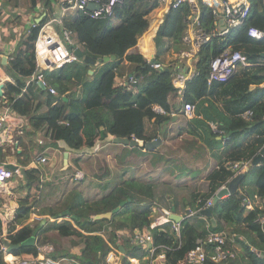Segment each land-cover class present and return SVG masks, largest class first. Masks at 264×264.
Masks as SVG:
<instances>
[{
	"label": "trees",
	"instance_id": "trees-1",
	"mask_svg": "<svg viewBox=\"0 0 264 264\" xmlns=\"http://www.w3.org/2000/svg\"><path fill=\"white\" fill-rule=\"evenodd\" d=\"M24 2L31 7L38 3L43 7H50L52 4L50 0ZM19 3V0H0V13L8 5L10 8H19ZM251 4L250 15L242 26L230 29L226 35H212L200 45L194 60L198 73L186 82L183 99L173 105L168 102L169 95L176 91L173 75L177 70H182L183 65L177 62L154 69L150 63L158 60V56L147 58L137 48L138 38L149 26L153 14L161 8L158 2L123 0L115 5L111 17L91 18L80 11L64 20L73 36L75 35L82 43L84 54L95 61L104 56H114L113 59L100 62L102 65L97 73L90 72L92 63L78 61L66 62L56 69H39L34 56V40L44 21L42 20L22 36L11 60V71L16 76L17 84L7 83L9 110L21 116L32 115L34 106L31 99L37 94L33 91L31 96L26 93L24 96L16 97L15 94L19 92L18 84H25L24 77H30L32 74L34 78L29 83L34 84L42 93L45 92L37 83V74L42 73L46 88L53 87L56 93L55 96L50 94L48 97L50 106L40 116L42 121L36 127L47 126L52 144H59L72 154L92 152L98 143L109 140L113 135L129 139L135 137L139 140L140 143L132 145V149L139 154L153 155L152 165L167 162L168 160L155 151L156 149L146 150L145 142L159 135V125L170 119L171 111L182 112L184 102L196 104L197 116L189 122L200 127L212 141L229 140L239 131L257 132L261 136L259 139L261 146L264 143V40L251 38L248 35V28L257 27L264 30V0H251ZM199 6L202 28L206 33H210L216 24L213 14L205 4L200 3ZM189 11L188 5L181 4L178 8H169L164 12L162 23L157 27L153 37L156 47H162L165 40L173 43L175 51L184 46L182 41L184 19ZM16 13L18 16L21 15V11ZM228 45L241 50L247 60L255 65L238 68L226 81L215 80L208 84L209 60ZM146 47H153V43L148 39ZM129 74L137 79L136 83L115 84L117 75L127 79ZM251 84H254L252 89ZM29 88L31 89V86ZM11 93L14 95H10ZM218 96L225 97L221 102L222 107L217 105ZM154 104L162 106L166 113L155 112L152 108ZM246 110L252 112L251 119L242 116ZM210 122L217 123L222 132L214 133ZM189 131L194 132L191 128ZM216 136L220 138L217 139ZM2 162L0 146V163ZM37 171L34 168L26 171L27 180L22 188H27L28 192L24 198L19 199L16 215L9 224V239L12 243L24 241L36 227V224L31 226L24 223V220L28 217L31 204L39 192L37 183L40 178ZM170 173L174 174V171ZM234 173V169L220 166L209 178V191L200 194L197 202L196 198L189 202L191 206L189 208H201L206 199ZM256 178L260 185L264 184V164L257 171ZM159 187L135 179H122L104 197L93 202L77 201V194L72 200L73 205H65L70 209L73 221L48 220L37 232L33 244L23 245L13 253L35 255L38 245L52 243L54 257L72 258L71 264H86L88 260L100 264L111 249V245L99 230L106 226L107 235L108 229L116 232L123 228L133 230L149 226L148 215L151 205L157 201ZM244 202L245 200L236 194L226 195L213 202V210L207 217L198 214L186 217L180 223V238L176 237L170 222L161 225L165 231L155 227L153 229L155 244H165L172 248L166 252L165 264H185L187 252L208 233L209 229L213 231L221 229L220 220L232 221L243 218L241 213ZM57 213L52 211L50 216L57 217ZM260 215H264V209L255 208L243 219L263 236L260 221L257 220ZM17 224L21 226L17 228ZM49 232L56 233V236ZM121 240L126 251L118 264H128V257L140 258L146 253L144 249L131 244L127 239ZM230 244L231 242L227 241V246H231ZM73 247H78L79 253H74ZM246 252L252 264H264V257L248 249ZM0 264H3L1 251ZM205 264H237V259L229 258L219 263L207 260Z\"/></svg>",
	"mask_w": 264,
	"mask_h": 264
},
{
	"label": "crops",
	"instance_id": "crops-1",
	"mask_svg": "<svg viewBox=\"0 0 264 264\" xmlns=\"http://www.w3.org/2000/svg\"><path fill=\"white\" fill-rule=\"evenodd\" d=\"M35 7L28 6L26 10H23L22 5H19V8H10V5H8L0 13V115L4 113L8 114L4 131L0 135L3 159V162L0 163V198L2 199V203L0 204V231L3 237L5 236V239H9V224L16 215L15 211L18 206V201L27 195V188H22V186L27 180L26 171L30 168L38 170L37 172L40 178L37 183L39 192L31 204L28 217L24 220V223H28L31 226L35 224L37 226L42 219L46 221L41 227L48 220L60 222L68 219L73 221V218L70 216V209L65 205L71 206L75 195L78 194L77 201L82 200L86 203L93 202L104 197L122 179H135L159 185L157 201L152 205L158 204L171 211L174 208L176 213L183 215L188 212V209H191L189 208L191 207L189 202L194 198H196L195 202H197L201 197L199 196L200 194L209 191L208 183L212 173L216 172L220 166L234 169L235 173H237L238 169L234 168V164L241 161H246V166L239 171L244 173L239 184L240 191L232 193L245 200L241 216L243 218L246 217L255 208L264 209V184L260 185L256 178L257 171L264 164V158L255 164L248 165L260 149L264 147V143L259 146L261 136L257 132L244 133V131H239L229 140L220 139V141L214 142L207 138L200 127L191 125L182 112L173 110L171 111L170 119L159 125L158 136L161 137L162 142L153 148L168 161H162L161 164L154 166L151 164L153 155L139 154L136 150L132 149V145L114 141L113 137L116 136L113 135L109 140L98 143L94 151H86L79 154H72L71 151L65 150L61 145L52 144L48 127L40 125L37 128L36 125L42 121L40 116L50 106L48 97L51 95L55 96V93L52 94L45 85H40L38 83L40 80H37V83L40 89H45L43 93L41 90L36 89L34 84H30L29 81L34 78V74L30 77H24L25 84H18L19 92L15 94L16 97L24 96L26 93L31 96V91L37 94L36 97L32 96L31 99L34 106L32 112L33 118L32 115L21 116L11 112L7 100V83L17 84L16 76L11 71V60L18 49L19 40L27 32V25L34 14ZM53 7L56 11L59 10L58 6L53 5ZM159 10L153 14L148 27H151L153 24L155 25L151 35L148 34L146 38L150 43H153V47H143L138 42L144 34L142 32L137 41V48L147 58L157 55L158 60L156 61H162L164 65L176 64L178 62L177 64L180 63L179 65H183L182 70L185 71L187 65L185 62H180L176 59L175 55L181 50H187L190 43L182 39L184 46L178 51L174 50L173 43L170 40H165L162 47L155 46L156 43L153 37L157 27L162 23L163 14L166 11L164 10L160 13ZM18 11H21V15L19 16L16 13ZM222 24L223 21L218 20L213 29L217 26L222 27ZM193 30L198 34L206 33L202 28L201 20L200 26H195L191 30L185 22L183 38L187 34L192 35ZM77 48L83 51L82 43L81 45L72 47L74 50ZM170 51L171 54L169 53ZM77 61L80 63L87 62L83 56H79V60ZM249 63L250 66L255 65L254 63ZM101 65L100 62L95 61L90 65V72L97 73ZM240 67L244 68L242 65L238 68ZM115 84L126 85L125 78L117 75L115 77ZM29 86H31V89ZM253 87L254 84H251L250 89ZM10 95L14 94L11 93ZM178 95L177 91L169 95L168 102L170 105L182 100ZM224 99V96H218L216 99L217 105L222 107L221 102ZM188 128L193 129L194 132L191 133ZM216 137L217 139L220 138L219 136ZM138 143H140L139 140ZM65 152L68 153L67 156H65ZM40 156H45L47 162H37ZM20 169L25 172L26 178H23ZM172 170L174 174L170 173ZM76 172H80L81 176L75 177ZM224 196L226 195L222 197ZM211 206L210 213L213 210V203ZM52 211H57L58 216L52 218L50 216ZM196 214L201 217H207L209 215L207 213H201V211ZM262 217L264 215H260L257 220L260 221L261 229L263 230L264 222H261ZM243 218L232 221L222 219L220 220L221 229L216 231H225L228 234L229 240L227 241L231 242V246L228 245V247L233 249L235 253L233 258L237 259V264H252L246 250L248 249L252 253L264 257V234L260 236L251 227L249 222ZM212 224L214 223L212 222ZM20 226L17 224V228ZM105 228L106 226L99 230V232L111 245L110 250H114L113 248L116 245L119 255L116 253L115 255L120 259L126 251L121 238L124 240L127 239L133 244L130 241L129 234L135 229L123 228L116 232L108 229L109 232L106 235ZM159 228L165 231L163 226ZM150 231L152 233L153 229ZM209 231L213 230L209 229ZM49 234L56 236L54 232H49ZM119 245L124 247L123 253L120 251ZM72 251L79 253L78 247H73ZM23 255L30 256L32 254ZM45 255L54 257L52 252H47ZM159 255L160 249H156L152 254L147 252L138 259L143 264H148L149 262L152 264H165L166 254L164 259ZM72 261V258L66 257L63 264H71Z\"/></svg>",
	"mask_w": 264,
	"mask_h": 264
},
{
	"label": "built area",
	"instance_id": "built-area-1",
	"mask_svg": "<svg viewBox=\"0 0 264 264\" xmlns=\"http://www.w3.org/2000/svg\"><path fill=\"white\" fill-rule=\"evenodd\" d=\"M52 6L43 7L41 4L34 8V14L28 23L27 31L36 27L46 17V20L40 25L36 38L34 40V55L36 65L39 69H56L62 64L71 61L79 60V56L75 53L72 47L81 45V42L73 36V32L64 23V20L75 15L78 12H82L91 18H106L113 16L114 7L116 4L121 3L123 0H50ZM161 4L162 13L169 8H178L181 4H186L190 7V11L185 17V22L190 30L195 26H200V10L199 4L203 3L210 8L215 23L218 20H222V27H215L212 32L207 33H195L194 30L191 34L184 36L183 41L190 43L187 50H181L175 55L176 59L180 62H185L187 69L177 70L173 75V85L176 88L178 97L183 99L184 89L186 82L192 77L197 75L198 69L194 63L195 56L199 49L201 42L208 40L212 35H226L228 31L234 27H239L244 24L251 12V0H154ZM96 5V8H89V5ZM54 6H58L59 10L56 11ZM75 13V14H74ZM62 31V35L60 33ZM248 35L258 41L264 40V30L257 27H249ZM151 67L156 69L164 65L162 61H154L150 63ZM242 65L244 67L249 66L245 54L239 49H234L231 46H226L219 53L215 54L209 60V77L208 84L211 82L226 81L228 80L237 68ZM42 73L37 74V79L42 81ZM137 79L131 74L125 78V84L136 83ZM51 93H56L55 88L50 87ZM153 110L157 113H166L165 109L159 104L152 106ZM182 113L187 120L193 119L197 116L196 104L192 102H184ZM245 119H251L252 112L246 110L242 113ZM7 113L0 115V135L4 131V125ZM210 127L214 133L222 132L215 123L210 122ZM135 138V137H134ZM136 139V138H135ZM39 163H46L47 158L40 156L37 159ZM246 166V161L236 162L234 168L238 169V172ZM75 177L81 176L80 172H76ZM225 184V183H224ZM222 184L221 186H223ZM220 186V187H221ZM219 187V188H220ZM218 188V189H219ZM217 189V190H218ZM215 191V193L217 192ZM215 193L206 199L204 205L198 209H188V212L183 214V220L186 217L199 213L202 209L211 206L213 203V196ZM155 205L158 206L157 213L152 219L150 216L154 211ZM148 219L150 220L149 226H144L142 229H135L129 234L130 241L133 244L138 245L141 249L151 253L160 249V257L165 258L167 251L172 250L171 247L165 244H155L153 232L150 230L155 227H161L165 222H170L174 229L177 238H180L179 230L180 223L171 219V210L162 207L161 205H151ZM163 218V219H161ZM261 222H264V217L261 218ZM264 232V229H263ZM7 240H9L7 238ZM227 240L229 236L225 231H209L203 238L199 239L197 244L191 248L185 257V264H205L207 260H211L215 263L233 258L235 253L233 249L227 246ZM0 244L1 252L3 255V264H63L65 258L52 257L45 255L47 252H53L54 247L50 243L42 244L37 247V253L35 255L26 256L23 254H14L9 251L5 242V236L3 237L0 231ZM114 250L108 251L104 260L100 264H117L119 255L116 245ZM8 253L10 256H8ZM128 264H143L137 257H128ZM148 264H152L149 262Z\"/></svg>",
	"mask_w": 264,
	"mask_h": 264
},
{
	"label": "water",
	"instance_id": "water-1",
	"mask_svg": "<svg viewBox=\"0 0 264 264\" xmlns=\"http://www.w3.org/2000/svg\"><path fill=\"white\" fill-rule=\"evenodd\" d=\"M96 7H97L96 5H92V4L89 5V8H96ZM75 53L78 56H80V57L83 56L85 61H87V62H90V63H94L95 62V59H93L90 56L84 54V52L81 49H79V48L75 49ZM113 58H114L113 55L104 56V57L99 58L97 61L98 62L108 61L109 59H113ZM38 83L40 85L43 84L42 81H39ZM113 140L116 141V142H122V143L129 144V145H137L138 144V140L135 139L134 137L129 139V138H126V137H118V136H116V137H113ZM161 142H162L161 137L157 136L156 138H153V139L148 140V141L145 142V149L146 150H151L154 147L158 146ZM67 154L68 153L65 152V156H67ZM263 154H264V147H262L260 149V151L257 153V155H255L253 157L252 161H250L248 163V165L250 166L251 164L257 163L259 160H262L264 158ZM20 171L23 174V178H26L25 172L22 169H20ZM243 175H244L243 172H237L230 179H228L227 182L223 186H221L217 190L215 195L213 196V202L217 201L223 195H228V194H232L234 192H239L240 191L239 184H240V181H241ZM211 208H212V206H209V207L205 208L204 210H201V213L209 214ZM171 212H172L171 215H170L171 219H173L176 222L183 221L182 215H179L178 213H176L174 208H172ZM45 221H46L45 219H42V221L34 228V230L32 231V234L28 238H26L24 241H22L20 243H12L10 240L5 239V242L7 244V247L9 249V251L13 252L15 249H18L19 247H21L23 245L33 244L34 241H35V237H36L37 232L41 228V225L43 223H45ZM119 249H120V251L122 253L124 252V247L122 245H119ZM0 251H1V244H0ZM87 264H98V263L92 262V261H87Z\"/></svg>",
	"mask_w": 264,
	"mask_h": 264
},
{
	"label": "bare ground",
	"instance_id": "bare-ground-1",
	"mask_svg": "<svg viewBox=\"0 0 264 264\" xmlns=\"http://www.w3.org/2000/svg\"><path fill=\"white\" fill-rule=\"evenodd\" d=\"M214 1V0H213ZM152 29H153V27H148L143 33V36L139 39V42L141 43V45L143 46V47H146V38L148 37V34H150L151 35V32H152ZM157 209H158V207H154V211H153V213L151 214V218L153 219L154 217H155V215H156V213H157ZM161 219H163V218H161ZM9 256V255H8Z\"/></svg>",
	"mask_w": 264,
	"mask_h": 264
},
{
	"label": "rangeland",
	"instance_id": "rangeland-1",
	"mask_svg": "<svg viewBox=\"0 0 264 264\" xmlns=\"http://www.w3.org/2000/svg\"><path fill=\"white\" fill-rule=\"evenodd\" d=\"M20 1V6L22 5L23 6V10H26L27 9V7H28V5H26V3L24 2V0H19ZM157 18V17H156ZM60 33H61V35H62V31L60 30ZM139 39V38H138ZM139 42V41H138ZM172 43V42H171ZM170 54H171V51L169 52ZM155 207H158L157 205H155ZM151 217V216H150Z\"/></svg>",
	"mask_w": 264,
	"mask_h": 264
}]
</instances>
